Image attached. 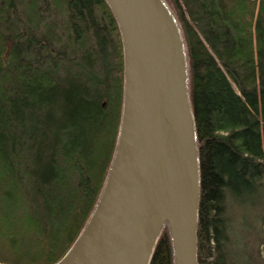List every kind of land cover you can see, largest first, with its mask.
I'll return each mask as SVG.
<instances>
[{"label": "trees", "instance_id": "16d2710c", "mask_svg": "<svg viewBox=\"0 0 264 264\" xmlns=\"http://www.w3.org/2000/svg\"><path fill=\"white\" fill-rule=\"evenodd\" d=\"M165 1L187 55L197 264H237V218L264 205V0ZM122 98L105 0H0V262L53 264L75 241L111 164ZM148 264H173L167 222Z\"/></svg>", "mask_w": 264, "mask_h": 264}, {"label": "water", "instance_id": "95a60500", "mask_svg": "<svg viewBox=\"0 0 264 264\" xmlns=\"http://www.w3.org/2000/svg\"><path fill=\"white\" fill-rule=\"evenodd\" d=\"M105 1L123 48L117 141L89 219L53 264H148L161 231L153 240L162 188L173 264H197L199 159L179 23L165 0ZM166 110L174 160L166 144Z\"/></svg>", "mask_w": 264, "mask_h": 264}, {"label": "rangeland", "instance_id": "374dc122", "mask_svg": "<svg viewBox=\"0 0 264 264\" xmlns=\"http://www.w3.org/2000/svg\"><path fill=\"white\" fill-rule=\"evenodd\" d=\"M250 207L245 204L243 216L240 215L237 218L240 230L235 234V237H238L239 240H241L240 237H245L243 243L241 241L238 244L237 264H264V217H262L264 214L259 217L256 216V213L259 214L264 211V205H260V208L255 210ZM243 246L245 247L244 250Z\"/></svg>", "mask_w": 264, "mask_h": 264}, {"label": "bare ground", "instance_id": "6f19581e", "mask_svg": "<svg viewBox=\"0 0 264 264\" xmlns=\"http://www.w3.org/2000/svg\"><path fill=\"white\" fill-rule=\"evenodd\" d=\"M164 128H165V137H166V144H167V150L168 155L172 160H174V151L172 149V121H171V115L168 110L165 111L164 116ZM157 226L155 228V231L153 233V240L161 230L162 226L166 222L167 219V197L166 192L164 191V188H162L159 198V212L157 217ZM1 264V263H0Z\"/></svg>", "mask_w": 264, "mask_h": 264}]
</instances>
